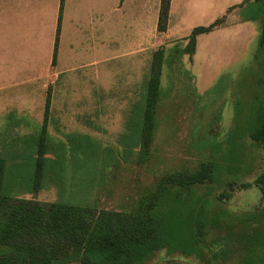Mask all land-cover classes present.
I'll return each mask as SVG.
<instances>
[{
	"label": "rangeland",
	"instance_id": "374dc122",
	"mask_svg": "<svg viewBox=\"0 0 264 264\" xmlns=\"http://www.w3.org/2000/svg\"><path fill=\"white\" fill-rule=\"evenodd\" d=\"M244 1L220 0L213 4L207 20L185 8L180 22L172 21L167 39L157 34L155 52L163 50L161 100L146 162L140 164L132 138L140 123L144 85L155 52L142 62L138 84L109 85L114 89H109L106 116L82 118L85 128L69 127L68 132L66 128H49L48 132L46 117L41 190L29 192L34 185L36 160L32 155H37L38 140L33 143L25 133H0L8 193L18 199L122 211L130 210L139 194L164 172L195 170L208 161L239 167L238 174L223 177L233 189L212 186L208 212L220 218L200 255L168 256L160 251L144 263L204 264L227 248L231 257L216 264H237L248 231L263 235L264 227L263 217H258L264 208V186L256 183L264 174V154L244 135L253 98L264 90L263 7L262 0ZM217 21L220 24L195 37L191 56L183 52L195 28H208ZM242 184L249 186L242 189ZM205 191L199 189L198 194ZM223 193L228 197H221ZM252 216L255 221H245Z\"/></svg>",
	"mask_w": 264,
	"mask_h": 264
},
{
	"label": "trees",
	"instance_id": "16d2710c",
	"mask_svg": "<svg viewBox=\"0 0 264 264\" xmlns=\"http://www.w3.org/2000/svg\"><path fill=\"white\" fill-rule=\"evenodd\" d=\"M169 7L170 0H160L159 34L167 30ZM262 7L260 47L264 50V0ZM218 24L220 21L208 28H195L183 52L191 56L195 37ZM162 58V49L153 54L140 104V123L134 129L135 138H132L139 150L140 164L149 158L156 129V109L161 100L159 76ZM49 103L47 96L44 126L38 138L34 185L30 189L33 193L40 188ZM251 110L244 135L258 144L264 154V90L253 98ZM113 158L116 161V157ZM5 165V160L0 158V264H144L160 251L168 256H199L206 237L220 218L208 212L212 186L223 185L233 189L232 183L224 182L223 177L240 171L239 167L208 161L200 163L195 170L164 172L139 194L130 210L114 211L11 197L5 180ZM256 183L264 186V174L257 178ZM248 186L242 184L240 188L247 189ZM203 188L206 191L198 194ZM221 197L228 196L223 193ZM258 217H263L264 221V208ZM255 219L252 216L245 221L250 223ZM248 233V238L243 240V256L237 264H264V227L263 235L255 230ZM262 236L263 243L260 242ZM231 254V249H223L204 264L224 262Z\"/></svg>",
	"mask_w": 264,
	"mask_h": 264
},
{
	"label": "crops",
	"instance_id": "0c3cea01",
	"mask_svg": "<svg viewBox=\"0 0 264 264\" xmlns=\"http://www.w3.org/2000/svg\"><path fill=\"white\" fill-rule=\"evenodd\" d=\"M220 3L170 0L167 30L159 34L160 0H0V133L36 142L47 96L48 132L83 129L82 118L106 116L109 85L139 83L157 34L167 39L185 8L207 20Z\"/></svg>",
	"mask_w": 264,
	"mask_h": 264
}]
</instances>
